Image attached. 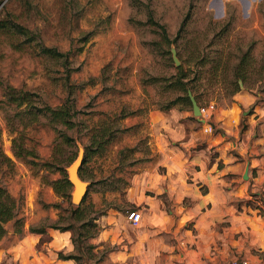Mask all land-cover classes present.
Listing matches in <instances>:
<instances>
[{"label":"rangeland","instance_id":"374dc122","mask_svg":"<svg viewBox=\"0 0 264 264\" xmlns=\"http://www.w3.org/2000/svg\"><path fill=\"white\" fill-rule=\"evenodd\" d=\"M3 1L0 185L20 202L22 230L15 232L14 223L7 222L0 243L12 246L26 232L44 229L40 249L53 229L66 232L58 242H69L71 249L63 245L59 252L75 256L73 264H112L116 251L134 235L127 213L136 210L142 216L143 205L136 201L152 195L149 176L155 169L162 171L154 142L159 125L152 111L187 112L182 118L186 130L199 128L191 105L181 99L169 109L161 107L179 94L169 86L176 72L171 48L180 64L188 54L203 61L198 82L205 89L199 105L228 104L234 95H225V86L242 76L241 90L264 96V0ZM5 22L22 26L25 33L2 26ZM160 26L169 41L162 38ZM40 44L66 57L49 58L40 53ZM183 64L187 69V62ZM21 92L29 100L18 105L11 94ZM45 104L68 105L75 125L67 127L37 111ZM102 123L110 127L108 141L78 172L89 183L83 204L90 208L82 214L96 216L99 232L83 238L79 250L70 240L72 230L52 227L65 226L77 206L71 201L72 184L68 181L65 191L58 192L54 182L67 179V168L80 150L85 155L86 148H94L90 136ZM248 193L238 206L262 210V197ZM102 209L105 213L97 215Z\"/></svg>","mask_w":264,"mask_h":264},{"label":"crops","instance_id":"0c3cea01","mask_svg":"<svg viewBox=\"0 0 264 264\" xmlns=\"http://www.w3.org/2000/svg\"><path fill=\"white\" fill-rule=\"evenodd\" d=\"M151 114L159 125L154 142L162 171L150 174L153 193L136 201L143 205L140 223L131 225L133 238L116 251L112 264L264 261V208L238 206L249 191L264 203L262 93L243 89L215 107L204 122L198 121L202 140L198 131L186 130L182 118L187 112ZM48 234L50 241L40 249L41 234L33 232L12 246L1 242L0 264H73L57 257L63 245L71 249L69 242H58L66 232Z\"/></svg>","mask_w":264,"mask_h":264},{"label":"trees","instance_id":"16d2710c","mask_svg":"<svg viewBox=\"0 0 264 264\" xmlns=\"http://www.w3.org/2000/svg\"><path fill=\"white\" fill-rule=\"evenodd\" d=\"M3 0H0V4H3ZM152 21V20H151ZM152 23L157 24V22L152 21ZM8 28H14L17 32L24 34L25 29L18 25V24H7L6 22L2 24V26ZM158 25V24H157ZM161 27L162 38L166 41H169L168 35L166 34L163 26ZM40 53L44 54L49 58L59 59L62 57H66V53L59 51L55 47H48L43 46L40 44ZM184 61L187 62L188 67L185 69ZM245 61V57L241 58V62ZM203 65V61L198 59V55L194 56V54H188V57L182 59V63L175 67L176 72L173 74L174 79L170 82L169 86L172 87L173 90H178L179 94L175 98L169 99L165 104L161 107L162 109H169L177 99H181L184 104L191 105V102L188 97V91H190L196 100L199 101V97L203 94L205 87L198 82L200 79L201 68L199 66ZM189 73H192L190 76ZM244 76L237 77L235 81H230L227 86H225V95H235L237 92L241 90V83L240 80H244ZM252 89V87H250ZM253 91V90H250ZM257 92L256 90H254ZM260 91V90H259ZM13 95L12 99L17 101L18 105H21L29 100V97L26 96L27 92H21L20 94ZM37 111L43 112L44 114H49L54 120L59 122L60 124H64L67 127H73L75 125V112H70L71 108L68 105H60L56 107H51L48 105H44L42 107L37 108ZM28 113L33 114V111H29ZM123 114L122 116H124ZM110 127L105 125L104 123L100 124L98 129L92 133L90 136V141L92 143V147L94 148H86L85 155L83 158V162L87 159V157H91L94 154L100 155L103 150V145L108 141V136L110 135L109 132ZM12 141H15V137L12 138ZM16 155L19 156V152H16ZM111 176L109 174L107 176ZM54 189L58 192H64L66 186L69 184L66 176L57 179L54 182ZM116 188V187H114ZM112 188V189H114ZM84 198L82 202L72 207L71 211H69L68 215V222L63 227L52 226L53 228H59L62 231L72 230L71 242L74 244V247L78 248L79 250L82 248V239L87 237H92L99 232L98 224L95 222L96 216L86 217L83 216V212H86L90 208V205L83 204ZM20 210V202L17 200L16 197L11 195L7 189L0 185V239L6 234L5 224L9 221L14 223V231L21 232L22 230V217L19 216ZM106 209L99 210L97 215L104 214ZM73 214H77L74 216ZM31 231L43 234L45 231L44 229L34 230ZM75 231L77 235H75ZM41 242V238H40ZM80 242V243H79ZM59 252V251H58ZM57 254L59 255L58 258L61 259H71L75 258L71 254L67 256H61V252Z\"/></svg>","mask_w":264,"mask_h":264},{"label":"water","instance_id":"95a60500","mask_svg":"<svg viewBox=\"0 0 264 264\" xmlns=\"http://www.w3.org/2000/svg\"><path fill=\"white\" fill-rule=\"evenodd\" d=\"M171 53H172V59L175 65L178 66L180 64V61L177 57L175 48H171ZM188 97L191 102L193 114L197 116V118L200 121H204V119L199 118L201 116L199 104L190 91H188ZM83 157H84V151L80 150L76 160L67 168V171H68L67 179L73 186V190L71 192V201L72 203L77 204V205L81 203L84 196L86 195L88 184H89L88 182L83 181L79 177V173H78L79 168L83 162ZM246 177H247V174L244 175V178Z\"/></svg>","mask_w":264,"mask_h":264},{"label":"built area","instance_id":"2783aa9c","mask_svg":"<svg viewBox=\"0 0 264 264\" xmlns=\"http://www.w3.org/2000/svg\"><path fill=\"white\" fill-rule=\"evenodd\" d=\"M200 108V113L201 115L204 116V121L206 120V117L209 115V113L214 109V105L211 104H207V105H199ZM211 131V126L208 125V128L206 129V131ZM127 219L129 220V222L133 225H136L140 222L141 219V213L139 211L136 210H132L129 211L127 213ZM225 264H264L263 260H260L256 263H252L250 262L247 258H241V259H233L228 261Z\"/></svg>","mask_w":264,"mask_h":264}]
</instances>
